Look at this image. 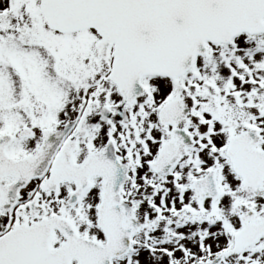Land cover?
I'll list each match as a JSON object with an SVG mask.
<instances>
[{
    "label": "snow or ice",
    "instance_id": "obj_1",
    "mask_svg": "<svg viewBox=\"0 0 264 264\" xmlns=\"http://www.w3.org/2000/svg\"><path fill=\"white\" fill-rule=\"evenodd\" d=\"M0 264H264V0H0Z\"/></svg>",
    "mask_w": 264,
    "mask_h": 264
}]
</instances>
